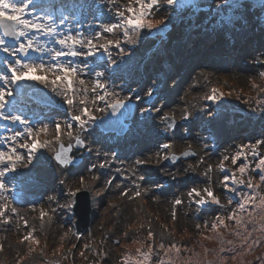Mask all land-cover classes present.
I'll return each mask as SVG.
<instances>
[{"label":"rangeland","instance_id":"rangeland-1","mask_svg":"<svg viewBox=\"0 0 264 264\" xmlns=\"http://www.w3.org/2000/svg\"><path fill=\"white\" fill-rule=\"evenodd\" d=\"M37 1L34 0V6L29 11L35 15H51L61 34L80 32L86 37H91L104 24L113 21L117 7L122 8L129 3V0H116L114 6L108 0H50V4L41 6L36 4ZM194 1L192 6L189 0H181L185 5L192 6V12L195 10L192 15L184 8L173 10L164 3L153 11L149 18L163 19L165 23L161 27H169L164 36H154L153 32L145 30L136 44H123L126 50L123 57L117 49H112L120 72L115 76H106L108 87L115 88L121 97L131 95V102L136 104V113L124 136L113 137L112 141V136L101 132L96 123L90 124L87 132H80L86 147L75 148L74 138L78 130L73 129L72 137L62 134L64 142L61 144L65 148L71 146V157L78 161L77 166L66 168V174L53 161L58 148L54 124L49 127L47 136L41 135L40 140L47 139L50 144L36 154L31 166L39 168L37 175L49 182L40 187L46 191L36 195L31 203L15 207V215L8 212L9 223L0 221V245L3 246L0 264H122L123 253L129 251L134 258L135 250L131 249V245L133 247L136 241L147 238L149 230L155 234L150 243L156 250L153 256H156L160 254L158 245L161 242L167 247L173 243L180 249L187 247L207 231L205 225H210L215 216L225 215L235 206L234 198H241L238 193L223 189L220 181L226 173L220 172L217 165L223 156L234 154L238 146L264 140V78L260 76L264 72V9L242 3L238 9L217 10L220 0ZM44 9L48 11L41 13ZM90 15H97V21ZM64 17L67 18L60 24ZM235 18L240 23L229 29V25L225 24L227 19ZM62 28H68L70 32L66 33ZM39 40L46 47H58L51 38L40 36ZM31 55L50 62L46 53L43 57L34 53ZM175 56L181 62L176 64ZM0 58L1 62L6 59L2 55ZM91 61L99 64L94 71H104L108 62L106 56L98 55L78 66L83 67L85 63L92 66L94 63H89ZM2 65L0 73L5 72ZM85 71L88 72L87 69ZM169 72H172L171 76ZM90 74L89 80L94 78V73ZM117 77L122 79L117 80ZM212 88L217 89L220 97L215 103L202 99L210 94ZM149 89H155L150 100L146 95ZM43 90L47 93L51 91ZM48 96L55 101L54 105L62 106L63 111L46 105L29 106L21 114L31 121L30 126L38 128L45 124L43 116L50 112H53L50 114L53 123L63 125L71 122L69 115L79 108L77 104L83 93L76 94L74 109H68L52 92ZM86 99L88 106L94 109L90 91ZM145 108L152 109L150 115L153 120L146 119L149 113L141 116ZM156 109L161 111L157 113ZM185 112L191 113L189 120L181 119ZM107 113L95 115L98 119ZM163 115L173 119L179 129L165 132V124L160 120ZM2 129L11 130L7 136L25 131L14 129V126ZM150 129L159 132V137L154 136ZM165 137L173 145L170 153L181 155L189 150L194 155L173 164L159 161L155 155L157 143ZM130 140L140 143L130 144ZM94 142L97 144L93 145ZM108 142L114 144L113 152H108ZM258 151L264 156V146ZM43 156H46L44 161L48 159L46 168L40 162ZM109 157H114V160ZM137 159L148 162L144 166H136ZM255 159L249 155L251 168H254ZM113 163L116 166H111ZM224 163L226 169L233 168L230 160ZM100 164L105 166L101 168ZM29 166H21L17 172L36 174L28 169ZM209 166H212L211 172H207ZM249 174L258 179V172L250 171ZM81 177L85 179L83 186L79 184ZM61 180L65 183L61 184ZM34 182L40 183L37 180ZM205 188H211L216 193L220 205L199 207L195 203L196 198L188 196L192 189L203 192ZM69 190H78V193L86 191L91 208H95L91 224L82 235L74 232L72 206L68 207L73 198L68 195ZM239 191L246 192L247 189ZM176 199L182 203L174 209ZM229 199L233 201L232 205ZM41 209L47 213L43 220L40 218ZM173 211L176 213L175 220L172 218ZM29 231L39 243H18ZM146 246L142 251H146Z\"/></svg>","mask_w":264,"mask_h":264},{"label":"snow or ice","instance_id":"snow-or-ice-1","mask_svg":"<svg viewBox=\"0 0 264 264\" xmlns=\"http://www.w3.org/2000/svg\"><path fill=\"white\" fill-rule=\"evenodd\" d=\"M108 3L116 5V0H108ZM162 3L169 7H175L180 3L181 7L185 4L181 0H129V3L120 8L117 7L114 12V20L104 24L100 31L94 33L91 37L83 36L80 32L74 34H61L58 32V25L51 15H35L29 11L34 6V0H0V53L4 54L3 67L4 73H0V121L10 124H19L25 129L24 133L15 132L14 134L0 138V144L7 142L6 150H0V221L9 223L8 211L11 208L8 196L5 193L12 191L5 182V177L9 174L16 173L18 168L28 167L36 158V154L41 149L46 148L50 141L45 139L40 140L41 135L47 136L49 125L43 124L38 128L31 125V121L21 114L29 106H45L55 104L47 94L37 92L33 89L25 87L28 84H39L51 90L58 96L68 109H74L76 105L75 96L78 93H83V97L79 99L81 107L76 109L69 115L71 122L61 124L55 122L54 132L55 140L59 142L61 136L67 135L72 137L73 129H77L75 136V144L80 147H86L84 140L80 136V132H87L90 124H95L97 117L95 113L109 112L116 115L121 110L128 107L132 100V96L121 97L120 93L115 88L108 87L106 76H115L120 72V67L117 61L113 59L112 49H117L119 55L123 57L126 50L123 44L134 45L140 37L141 32L160 31L161 26L165 21L153 20V11ZM194 6V5H192ZM242 5L240 0H220L217 3V10L238 9ZM251 6L264 9V0H251ZM64 17L59 21L64 23ZM35 34V35H32ZM107 34V36H105ZM40 36L51 38L58 47H46L40 43ZM115 37L114 39L109 37ZM12 43L9 44L8 41ZM103 41V42H101ZM38 54L40 57L46 53L50 57V62H45L43 58L29 59V54ZM98 55L106 56L107 63L104 65V71H94V69L84 64L80 67L72 60L77 58L84 61L90 58H95ZM10 58V59H8ZM65 58H71L68 63H63ZM114 65H116L114 67ZM85 69L88 70L86 73ZM88 73H94V78L86 80L84 78ZM264 78V72L260 73ZM206 78V77H205ZM79 85V87H77ZM89 91L91 92V103L95 108L88 106ZM155 92V89H149L146 93L150 100ZM220 97L217 95V89L212 88L210 94H207L202 99H206L213 103L217 102ZM140 99L139 96L136 97ZM11 105V107H9ZM152 109L145 108L141 112L144 117L145 113H149L146 117L148 121L154 119L150 115ZM161 110L156 109L159 113ZM211 115V114H209ZM191 113L185 112L182 114V120H189ZM160 120L165 124V132L178 130L179 126L176 122L167 115L160 116ZM9 131H11L9 129ZM154 136L159 137V132L150 129ZM175 134V131H174ZM264 146V140H257L252 144H244L238 146L237 150L232 155L223 156L217 168L220 172L226 174L221 179L220 183L226 192L238 193L240 200L235 202V206L230 208L225 215L215 216L210 225H205L213 233H216L220 247L213 251V257L222 261L221 253H230L236 249V242L232 239H225V232L231 229L230 235L240 242L239 255L250 254L254 246H259L264 239V156H261L258 149ZM173 147L172 143L168 142L167 137L163 141L157 143V151L155 153L159 161H169L175 163L177 160L193 156L194 153L185 150L181 156H176L170 153L169 150ZM191 145H189V148ZM71 146L65 148L60 144L59 150L53 156L55 163L61 168H68L73 165L74 160L71 157ZM26 153V155H25ZM113 155H115L113 153ZM251 155L255 159L254 168L250 167L248 157ZM231 161L232 169H226L225 161ZM148 161L145 159L135 160L136 166H144ZM105 165L100 164L103 168ZM95 165H93V168ZM91 171V169H89ZM212 171V166H209L207 172ZM250 171L259 173L258 179L251 176ZM143 179V177H140ZM93 180L96 177H92ZM61 184L65 181L61 180ZM110 184L111 181H108ZM79 184L83 186L85 179L81 177ZM239 189H247V191H239ZM78 190H69L68 195L73 198L68 207L72 206L77 197ZM126 195V193H122ZM140 195L139 192L136 193ZM188 196L195 197V203L199 207L206 204L220 205V199L211 188L203 189V192L197 189L189 191ZM52 199V197H49ZM229 204L233 201L229 199ZM182 201L176 199L173 208L180 205ZM13 215L16 213L15 208H11ZM47 213L41 209L40 218L43 220ZM172 218L175 220L176 213L173 211ZM21 219H23L21 217ZM27 222L25 221V226ZM197 225V229H199ZM250 228V230H249ZM260 233V236H254V233ZM155 239V234L149 230L147 240ZM209 239V237H205ZM20 244H38L31 231L18 241ZM144 244L136 249L138 259L135 261L124 260L122 264H150L154 251L151 243L147 244L146 251ZM3 246L0 245V251ZM158 251L163 253L159 260V264H191V261H182L180 259L181 249L176 244H171L165 247L161 242ZM208 254V250H205ZM167 258V259H165ZM236 260V255L230 257Z\"/></svg>","mask_w":264,"mask_h":264},{"label":"trees","instance_id":"trees-1","mask_svg":"<svg viewBox=\"0 0 264 264\" xmlns=\"http://www.w3.org/2000/svg\"><path fill=\"white\" fill-rule=\"evenodd\" d=\"M245 190V189H243ZM235 201L240 200V198L235 199ZM250 230V228H249ZM231 229H228L225 232V239H232L236 242V249L230 253H221L222 261L218 258L213 257L211 254L213 251L217 250L220 247L218 240L215 238L216 233H213L210 229H207L205 233L197 237L193 242H191L187 247L182 246L180 252V259L182 261H191V264H261L264 261V239L261 240L259 246H254L253 250L250 254H245L243 256L239 255V245L240 242L236 240L235 237L230 235ZM254 236H260V233H254ZM205 237H209V239H205ZM151 241H148L145 238L143 241H136L133 243V247L131 245V249L135 252V257L132 258L129 251L123 253V261L137 260L138 254L136 253V249L141 246V244H149ZM167 247V245H165ZM159 248V245H158ZM208 250V254H205V250ZM143 250V249H142ZM185 251V252H183ZM231 255H236V260L231 259ZM163 256V253L157 254L156 256H152L150 264H159V260ZM167 259V258H165Z\"/></svg>","mask_w":264,"mask_h":264},{"label":"bare ground","instance_id":"bare-ground-1","mask_svg":"<svg viewBox=\"0 0 264 264\" xmlns=\"http://www.w3.org/2000/svg\"><path fill=\"white\" fill-rule=\"evenodd\" d=\"M45 3H50V0L48 1H46L45 0ZM90 17H92L93 19H94V21H97V19H98V17H97V15L96 16H93V15H90ZM90 17L88 18V19H90ZM65 31L68 33L70 30L67 28V29H65ZM1 54V53H0ZM178 56V55H177ZM182 57V56H181ZM69 58H65L64 60H63V63H68L67 61H69L68 60ZM89 60H91V58L89 59ZM88 60V61H89ZM92 60H95V59H92ZM178 62H180L179 60H177V63ZM72 63H74V64H76V65H82L83 63H84V60H80V59H77V60H72ZM89 63H91V64H93L91 67L93 68V69H98V66H99V64L98 63H95V62H93V61H91V62H89ZM176 63V64H177ZM88 71V70H87ZM87 73V72H86ZM89 75H91L90 73H88L87 75H85L84 76V78L86 79V80H89L90 79V76ZM169 75L171 76L172 75V72H169ZM122 79V77H117V80H121ZM25 87H28V88H34V87H39L38 86V84H34V83H32V84H28V85H25ZM46 89V90H49L48 88H45V87H42V89ZM50 92L51 91H48V94L50 95ZM81 105L78 103L77 104V107H80ZM9 107H11V106H9ZM53 112H50V114H52ZM50 114H46V115H44L43 117H44V119H46V121H45V124H48L49 125V127L50 126H52L54 123L53 122H51V116L52 115H50ZM1 122H3V121H0V138H3V137H7V133L8 132H5V130H3V129H1V127L2 126H4V125H6V123L4 122L3 124L1 123ZM17 127H19V126H17ZM24 130V129H23ZM92 135V134H91ZM107 137V136H106ZM56 142V144H58V143H61V142H64L63 141V137L61 136V140L59 141V142H57V141H55ZM129 143L131 144V143H136V144H139L140 143V141L138 142L137 140H130L129 141ZM97 144V142H94V144L93 145H96ZM102 144V143H101ZM125 144H127V143H125ZM103 147L105 146V145H102ZM107 150H108V152H113L114 151V144L113 143H111V142H108L107 143ZM40 152H42L41 150H40ZM50 152V151H49ZM115 158L117 157V156H114ZM114 157H109V158H113V160H114ZM46 158V156H43V157H41V159H40V162L43 164V168H46V166H47V164H46V162L48 163V159H46V161H44V159ZM48 158V157H47ZM111 166H116L114 163L113 164H111ZM31 172H36V170L38 171L39 170V168H37L36 166H29V168H28ZM63 170V172L64 173H66V171H68L66 168H64V169H62ZM67 174V173H66ZM26 177V178H25ZM25 178V180H27V181H29L27 184L25 183V184H22V187H23V193L21 194V196H32L33 194H35V192L36 191H42V190H39L40 188H38V186H40V185H42V186H44V184H47L48 182H49V180L48 179H45V178H43L42 176H38L37 175V172H36V174H33V173H29V174H25V175H20V174H9L7 177H5V182L7 183V186L10 188V189H15V188H17L18 186H19V180H23ZM34 180H37V181H40V183L39 184H37V183H35L34 182ZM11 192V191H10ZM10 192H7L5 195L6 196H8V198H9V203H10V205H11V208H15L16 206H20V202H21V199L20 198H17V199H11V193ZM39 195V194H38ZM22 205V204H21ZM11 208L9 209V211H11ZM8 211V212H9ZM95 213V208L93 209V214Z\"/></svg>","mask_w":264,"mask_h":264},{"label":"water","instance_id":"water-1","mask_svg":"<svg viewBox=\"0 0 264 264\" xmlns=\"http://www.w3.org/2000/svg\"><path fill=\"white\" fill-rule=\"evenodd\" d=\"M37 92L43 93L41 91ZM133 108L134 105L129 104L127 108L121 110L116 115H112L111 113H109L107 117L103 119H98L97 124L105 131L109 130L110 128H108L107 126H110L113 131H116L118 132V134L122 135L127 131L128 125L125 124V121H128L132 117ZM181 159H187V157H182ZM76 163L77 161L74 160L73 164ZM73 212L77 218V221L75 222L76 233L80 234L88 228L91 214L89 195L86 191H82L77 194V197L75 198Z\"/></svg>","mask_w":264,"mask_h":264}]
</instances>
